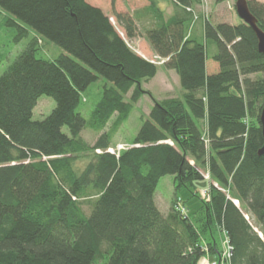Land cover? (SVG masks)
<instances>
[{
    "label": "trees",
    "instance_id": "16d2710c",
    "mask_svg": "<svg viewBox=\"0 0 264 264\" xmlns=\"http://www.w3.org/2000/svg\"><path fill=\"white\" fill-rule=\"evenodd\" d=\"M148 1L142 14L116 13L125 39L88 0H0V26L16 28L17 41L31 28L65 52L39 58L34 38L0 76V264H199L208 253L219 259L217 229L232 248L228 264H264V57L256 35L243 22L209 19L192 32L201 0H168L176 8L169 18ZM249 6L264 30V5ZM140 21L151 24L145 38L184 92L154 100L131 146L112 154L115 134L150 94L143 82L159 71L129 46ZM209 44L219 64L211 75ZM7 57L0 50V65ZM101 78L86 120L82 94ZM41 96L56 106L36 121ZM84 129L100 134L93 145ZM206 174L209 195L199 196ZM168 175L175 194L163 214L155 194ZM182 189L201 201L193 214Z\"/></svg>",
    "mask_w": 264,
    "mask_h": 264
},
{
    "label": "rangeland",
    "instance_id": "374dc122",
    "mask_svg": "<svg viewBox=\"0 0 264 264\" xmlns=\"http://www.w3.org/2000/svg\"><path fill=\"white\" fill-rule=\"evenodd\" d=\"M166 1V17L169 18L176 13V8L173 1ZM251 2H259L264 5V0H249ZM88 2L96 7L101 8L111 19V22L115 25L120 35L125 39L124 30L118 25L116 20V13L130 14L129 10L133 6L141 7L143 5V0H88ZM236 0H201L199 4L193 7L195 16L199 18L196 27L191 28L192 32L195 33L197 28L200 26V22L205 19H209L212 23H229L231 25H237L242 22L236 13L235 9ZM142 4V5H141ZM151 24L145 21H140L139 23V35L142 38H137L136 40H128L129 46L132 50L140 55L141 57L156 63L159 67L157 76L150 80L143 82V88L148 91L149 95H144L143 98L134 106V109L129 117V119L122 125L119 131L115 134L113 138V149L118 150L124 147H129L134 139L136 138L142 123L143 118H147L151 109L154 106V100H164L170 98H182L183 89L180 85L178 75L175 71H169L163 67L164 61H162L147 42L145 38V27H150ZM190 31V30H188ZM18 31L14 27H8L5 25L0 26V50L7 54V59L0 65V76L3 75L10 64H12L16 58L22 53L30 41L34 38H39L41 40V46H39L37 57L46 60L54 61L59 55L65 54L64 50L52 43L47 39H42L38 34L31 28H29V36L17 41ZM217 53V49L213 44L208 45L207 60L208 64H219L214 61L213 56ZM211 71V68H209ZM106 84L105 79L101 78L97 82L93 83L88 90L82 94V103L78 109L86 120H90L92 113L100 101L102 96L103 87ZM56 103L52 97L41 96L38 100L37 106L33 112V119L36 121H42L46 119L54 110ZM111 125V124H110ZM110 125L108 128H110ZM64 132L69 134L67 127H64ZM100 134H97L90 129H84L81 133L82 138L90 145H93L98 139ZM121 148V149H120ZM209 175H205L206 181H201L196 184L197 191H199V196L203 195V192H209ZM173 176L163 177L157 187L155 194V202L163 214H168L170 212L171 203L174 199L175 189L173 184ZM180 199L187 201L186 207L190 214L196 212L200 206V199H193L191 194L186 190L182 189L178 193ZM86 213H90V208L88 206L84 207ZM222 238L217 236V241L221 240V250H227L226 244V234L220 231ZM207 257V256H206ZM224 264H228L224 261Z\"/></svg>",
    "mask_w": 264,
    "mask_h": 264
},
{
    "label": "water",
    "instance_id": "95a60500",
    "mask_svg": "<svg viewBox=\"0 0 264 264\" xmlns=\"http://www.w3.org/2000/svg\"><path fill=\"white\" fill-rule=\"evenodd\" d=\"M236 13L239 18L242 20L243 23L248 25L254 31L256 38L258 40V50L259 53L264 57V30L259 26V20L257 17L252 13L249 0H236L235 3ZM260 124L262 128V134L264 139V109L260 115ZM264 154V144L262 149L259 151V155Z\"/></svg>",
    "mask_w": 264,
    "mask_h": 264
},
{
    "label": "crops",
    "instance_id": "0c3cea01",
    "mask_svg": "<svg viewBox=\"0 0 264 264\" xmlns=\"http://www.w3.org/2000/svg\"><path fill=\"white\" fill-rule=\"evenodd\" d=\"M129 1H131V0H129ZM134 1V0H133ZM143 5L141 6V7H138V6H133V8L131 9V11L129 10V12L128 13H130V15L132 16V15H134V14H142L143 13V11H144V9H146L149 5H150V3H149V1L148 0H143ZM166 1L165 0H157V6L162 10V11H164L165 12V10H166ZM140 17V16H139ZM199 34H201V33H199ZM137 38H142L140 35L137 37ZM133 40H136V38L135 39H133ZM206 68H207V73H208V75H211V74H215V73H217L218 71H219V66H217L216 64H208V60H207V62H206ZM209 68H211V71H209ZM179 78V77H178ZM217 231V232H216ZM215 231V235H216V238H217V236L219 237V238H222V236H221V234H220V231H219V229H217ZM210 240V237L208 236V241ZM208 241H206V243L208 242ZM219 242V241H218ZM205 243V244H206ZM219 244H220V250H221V240H220V242H219ZM218 254L217 253H208V255H207V258H208V260H210V261H216V260H218Z\"/></svg>",
    "mask_w": 264,
    "mask_h": 264
},
{
    "label": "built area",
    "instance_id": "2783aa9c",
    "mask_svg": "<svg viewBox=\"0 0 264 264\" xmlns=\"http://www.w3.org/2000/svg\"><path fill=\"white\" fill-rule=\"evenodd\" d=\"M110 152L112 154H115V153L120 154V150L119 149L118 150H116V149L112 150L111 149ZM206 195H209V192L204 191L203 192V196H206ZM226 244L228 246L227 247V250H224V251L222 250L221 251V254H220V257H219L218 260H216V261H210L205 256V257H203V259H201V261H200L199 264H224V261H227L228 262L230 260L231 256H232V248H231V246H230V244L228 242L227 236H226Z\"/></svg>",
    "mask_w": 264,
    "mask_h": 264
},
{
    "label": "bare ground",
    "instance_id": "6f19581e",
    "mask_svg": "<svg viewBox=\"0 0 264 264\" xmlns=\"http://www.w3.org/2000/svg\"><path fill=\"white\" fill-rule=\"evenodd\" d=\"M206 252H207V250H206Z\"/></svg>",
    "mask_w": 264,
    "mask_h": 264
}]
</instances>
